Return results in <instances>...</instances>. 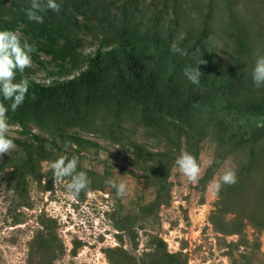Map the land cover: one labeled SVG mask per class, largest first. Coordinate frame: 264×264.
<instances>
[{
	"label": "trees",
	"instance_id": "trees-1",
	"mask_svg": "<svg viewBox=\"0 0 264 264\" xmlns=\"http://www.w3.org/2000/svg\"><path fill=\"white\" fill-rule=\"evenodd\" d=\"M114 1L55 0L60 11L40 13L44 22L38 24L23 11L30 0H0V31H12L21 44L33 47L31 67L14 80L28 81L23 105L13 112L0 94L15 133L6 137L16 145L0 156V178L17 206H30L24 193L31 180L43 190L52 188L53 173L50 168L43 173L42 163L76 157L77 171L90 181L77 197L82 200L108 185L105 174L80 165L82 152L101 149L88 135L118 144L121 155L110 156H122L141 172L153 197L138 203L140 219L123 209L109 213L119 245L104 249L108 263L187 264L186 255L169 252L158 234H148V248L134 252L139 230L170 204L176 159L188 152L199 164L201 147L209 141L213 154L199 180L201 189L229 159L237 178L216 194L209 223L217 234L237 236L227 244L232 264H254L258 238L249 241L244 230L256 235L264 230V86L257 88L252 80L256 61L264 56V0H154L146 9L138 0ZM87 31L97 43L87 44ZM94 44L85 53V46ZM197 68L200 82L192 84L184 70ZM38 72L43 77L37 79ZM123 120L147 131L153 143L127 136ZM126 152L130 157L122 155ZM38 222L27 263L49 264L63 245L54 220L41 214ZM123 234L131 249L123 247ZM80 244L73 241L72 255Z\"/></svg>",
	"mask_w": 264,
	"mask_h": 264
},
{
	"label": "rangeland",
	"instance_id": "rangeland-1",
	"mask_svg": "<svg viewBox=\"0 0 264 264\" xmlns=\"http://www.w3.org/2000/svg\"><path fill=\"white\" fill-rule=\"evenodd\" d=\"M112 1V0H109ZM114 1V0H113ZM117 1V2H116ZM140 9H146L154 0H138ZM117 4L131 2V0H115ZM244 2L240 3L241 6ZM93 32L87 31L85 39L88 43H97L98 38L93 37ZM96 45H86L85 53L92 51ZM260 46V45H258ZM258 48H262L261 46ZM43 77V72L36 76ZM45 82H47L45 80ZM121 127L127 136H132L138 142L150 146L151 135L144 129L130 128V122L121 121ZM13 128L8 133L15 136ZM101 149H87L82 152L80 165L83 170L92 171L99 175L107 176L108 180L116 184L123 182L126 185L125 195L118 197L116 189L107 185L105 191H90L81 199L68 198L66 183L51 182L50 190H43L36 181L30 182L24 193L25 201L30 206H17L12 200V191L8 189L7 182L0 178V264H28V242L35 231L40 228L38 218L45 214L56 222V236L63 245L49 264H109L103 251L106 248L119 245L115 238L117 231L110 222L109 213L114 209H123L140 219L137 212L138 203L147 204L152 200L151 189L145 187L142 174L133 171L125 161L110 154L119 153L121 147L110 143L109 140L96 139L88 135ZM153 143V142H152ZM156 149V148H154ZM213 154V146L209 141L203 143L198 157L202 177L205 168L210 164ZM130 157L128 152L122 154ZM47 162V161H46ZM49 162L42 163V172L49 170ZM234 166V161L229 159L223 167L214 175L213 180H218L224 171ZM126 169L128 172H122ZM132 173V174H130ZM199 178V180H200ZM45 180L42 177L41 182ZM106 180V181H108ZM170 204L158 210V217L149 220L144 228L139 230L137 236L138 255L143 249H147L148 234H158L165 242L169 252H182L186 255L187 264H232L226 255L227 244L237 241V236H223L214 232L209 223V216L214 210L216 194L209 190V184L201 189L198 183H189L175 165L171 170L170 178ZM16 217L18 220L16 221ZM140 223L141 220H139ZM244 234L249 239L256 236L259 242V253L254 258V264H264V230L261 234L247 227ZM125 249H131V243L123 234ZM73 241L80 242L76 254H71ZM240 251H243L242 249ZM37 258L34 259L36 261ZM48 264V262H47Z\"/></svg>",
	"mask_w": 264,
	"mask_h": 264
},
{
	"label": "clouds",
	"instance_id": "clouds-1",
	"mask_svg": "<svg viewBox=\"0 0 264 264\" xmlns=\"http://www.w3.org/2000/svg\"><path fill=\"white\" fill-rule=\"evenodd\" d=\"M48 10L59 12L60 5L55 0H30V6L23 9L27 19L38 24L44 22L40 13ZM32 51L33 47L27 42L21 44L16 33L7 30L0 31V94H2L4 101L10 102L9 107L13 112L23 105L29 87L27 80H21L19 83H14V80L17 72L23 73L26 68L31 67ZM184 74L192 84H198L202 75L198 68L185 69ZM252 80L257 88L264 86V56L257 59L252 71ZM9 107L0 102V156L8 154L16 147L13 140L6 137V133L12 127L8 123L7 117ZM65 147H68V144ZM45 163L48 164L49 162ZM77 164L78 159L76 157L69 159L67 156H60L49 164L53 173L54 184L66 183L68 198L74 201L80 192L90 184L87 174L83 171H77ZM175 164L189 183H198L201 168L193 155L184 152L176 159ZM65 178L69 179L66 180ZM46 181L47 179L43 182L46 183ZM236 182L235 171L228 169L218 180L210 182L209 190L218 194L222 185H233ZM106 183L116 189L118 197L125 195L126 185L123 182L116 184L114 181L108 180ZM88 194L91 195L90 192Z\"/></svg>",
	"mask_w": 264,
	"mask_h": 264
}]
</instances>
